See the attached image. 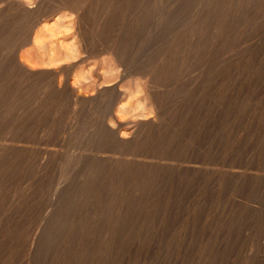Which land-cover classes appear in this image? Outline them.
I'll use <instances>...</instances> for the list:
<instances>
[{
	"label": "rangeland",
	"instance_id": "rangeland-1",
	"mask_svg": "<svg viewBox=\"0 0 264 264\" xmlns=\"http://www.w3.org/2000/svg\"><path fill=\"white\" fill-rule=\"evenodd\" d=\"M0 264H264V0H0Z\"/></svg>",
	"mask_w": 264,
	"mask_h": 264
},
{
	"label": "bare ground",
	"instance_id": "bare-ground-1",
	"mask_svg": "<svg viewBox=\"0 0 264 264\" xmlns=\"http://www.w3.org/2000/svg\"><path fill=\"white\" fill-rule=\"evenodd\" d=\"M49 2V1H48ZM16 3H17V1H16ZM18 4L19 5H21V6H24V2L23 1H18ZM20 8V7H19ZM81 18V17H80ZM76 19V18H75ZM64 22V21H63ZM62 23V22H61ZM44 24V23H43ZM55 26V25H54ZM59 27V26H58ZM71 30V29H70ZM42 33V32H41ZM53 34V33H52ZM82 39V38H81ZM49 40V39H48ZM36 41H37V39H36ZM62 41V40H61ZM37 42H39V41H37ZM68 42V41H67ZM70 42V41H69ZM64 43V42H63ZM42 44V43H41ZM43 44H45V43H43ZM43 44H42V48H43ZM56 44V43H55ZM75 44V43H74ZM50 45V44H49ZM48 44H47V46H49ZM71 46V45H70ZM49 47H51V46H49ZM45 48L44 50H47V51H45V53L47 54L46 55V57L48 58V61H50V62H53L54 60L56 61V60H58V58H59V56H60V52H59V56L57 55V54H54V51H53V49L52 48ZM41 48V49H42ZM73 48V47H72ZM82 48V47H81ZM69 49V48H68ZM74 50H76V49H69V50H67V51H65V50H63V52H61L62 53V55L63 56H60L61 57V60H62V58H64L65 57V59H68V58H70V57H72L74 54H76L75 53V51ZM56 51V50H55ZM77 51V50H76ZM32 53H33V51H32ZM41 53V52H40ZM78 54V53H77ZM81 54V53H80ZM55 55H57V57L55 56ZM84 56V55H83ZM40 57V56H39ZM46 57H44L45 59H47ZM71 60H72V58H71ZM47 61V62H48ZM49 62V63H50ZM111 63V62H110ZM47 64V63H46ZM59 64V63H58ZM86 74V73H85ZM81 77V76H80ZM83 81V80H82ZM80 84V83H79ZM86 85V84H85ZM85 93V92H84ZM150 100V99H149ZM146 101V100H145ZM151 104V103H150ZM149 106V105H148ZM138 107V106H137ZM149 107H152V106H149ZM133 109V108H132ZM145 109V108H144ZM148 111V110H147ZM143 113V112H142ZM141 113V114H142ZM140 114V115H141ZM145 114V113H144ZM128 115V114H127ZM114 125V124H113ZM191 165V164H190Z\"/></svg>",
	"mask_w": 264,
	"mask_h": 264
}]
</instances>
